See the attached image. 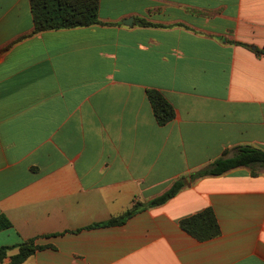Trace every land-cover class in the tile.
Masks as SVG:
<instances>
[{
  "label": "crops",
  "instance_id": "crops-1",
  "mask_svg": "<svg viewBox=\"0 0 264 264\" xmlns=\"http://www.w3.org/2000/svg\"><path fill=\"white\" fill-rule=\"evenodd\" d=\"M99 22L34 35L31 0H0V248L35 241L23 264H264V170L195 176L264 150V0H100ZM149 90L174 108L166 126ZM207 209L220 234L200 241L181 222Z\"/></svg>",
  "mask_w": 264,
  "mask_h": 264
},
{
  "label": "trees",
  "instance_id": "trees-1",
  "mask_svg": "<svg viewBox=\"0 0 264 264\" xmlns=\"http://www.w3.org/2000/svg\"><path fill=\"white\" fill-rule=\"evenodd\" d=\"M100 0H31V9L34 18V32L39 34L47 31L64 30L73 28L90 27L99 22ZM149 25V24H145ZM148 100L152 106L154 117L159 126H166L175 117L172 105L158 91L149 90ZM229 151L214 161L208 168L197 172V178L220 177L238 169H249L253 176L257 171L264 170V150L252 147H238L233 156L229 157ZM185 187L183 180L174 183L172 188L161 197L151 201L150 207L161 206L173 199ZM137 211V206L119 218L110 220L105 226H114L124 223ZM11 223L4 217L0 218V230L10 228ZM183 230L200 241L217 237L220 228L212 209L185 219L181 222ZM18 248L19 252L11 258V264H23L36 251L42 247L35 241H26L16 247L0 248V262L8 256L9 251Z\"/></svg>",
  "mask_w": 264,
  "mask_h": 264
},
{
  "label": "water",
  "instance_id": "water-1",
  "mask_svg": "<svg viewBox=\"0 0 264 264\" xmlns=\"http://www.w3.org/2000/svg\"><path fill=\"white\" fill-rule=\"evenodd\" d=\"M132 22H133V19H129V20L125 21L124 24L128 25V23H129V25H131Z\"/></svg>",
  "mask_w": 264,
  "mask_h": 264
},
{
  "label": "rangeland",
  "instance_id": "rangeland-1",
  "mask_svg": "<svg viewBox=\"0 0 264 264\" xmlns=\"http://www.w3.org/2000/svg\"><path fill=\"white\" fill-rule=\"evenodd\" d=\"M11 242H14V239L12 238ZM12 244V243H11Z\"/></svg>",
  "mask_w": 264,
  "mask_h": 264
}]
</instances>
